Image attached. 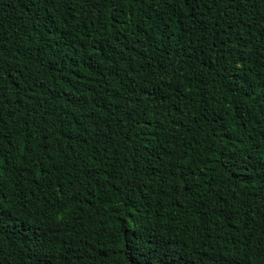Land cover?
I'll use <instances>...</instances> for the list:
<instances>
[{
  "label": "trees",
  "instance_id": "trees-1",
  "mask_svg": "<svg viewBox=\"0 0 264 264\" xmlns=\"http://www.w3.org/2000/svg\"><path fill=\"white\" fill-rule=\"evenodd\" d=\"M0 264H264V0H0Z\"/></svg>",
  "mask_w": 264,
  "mask_h": 264
}]
</instances>
